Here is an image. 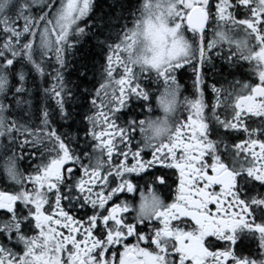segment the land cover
I'll use <instances>...</instances> for the list:
<instances>
[{"label":"snow or ice","instance_id":"6c2138e0","mask_svg":"<svg viewBox=\"0 0 264 264\" xmlns=\"http://www.w3.org/2000/svg\"><path fill=\"white\" fill-rule=\"evenodd\" d=\"M101 7L0 0V264H264V0H142L131 27L96 23ZM225 47L254 81L209 104ZM29 81L52 101L38 125L13 115L30 114ZM153 100L172 118L149 141ZM242 233L257 258L237 254Z\"/></svg>","mask_w":264,"mask_h":264},{"label":"flooded vegetation","instance_id":"af4514ba","mask_svg":"<svg viewBox=\"0 0 264 264\" xmlns=\"http://www.w3.org/2000/svg\"><path fill=\"white\" fill-rule=\"evenodd\" d=\"M212 32L213 30L210 29L209 39L212 38ZM219 51L222 52L223 55L218 56L216 52H213L210 63H206L204 67L205 85L208 89L205 93V97L209 104L215 102L213 98L214 94L212 92L213 87L222 89V95H226L227 92L223 90L231 91L234 87H239L241 84L245 83L251 84L254 81V77L250 74V65L247 61L240 59L238 56L233 57L232 60H228L230 49L227 47L220 49ZM177 76L180 80L181 88L184 90V96L191 99L192 97L190 94L193 92V69L191 67H188L186 70L181 69ZM161 91H163V89H161ZM152 106L154 110L153 113L150 114L152 116L150 118L151 126H146L145 129V137H147L149 141H155L163 137L165 135V128L169 126L172 118L171 116H166L159 107H156L155 100L152 101ZM145 112V109L136 107L133 112L129 114V116L135 115L140 119H144L146 118ZM125 118L126 117H122L121 122ZM157 129H159V134H157ZM146 158H150V156ZM152 171L155 172L156 175H166L169 172L168 169L163 168L154 169ZM166 179H168L170 183L174 177L166 175ZM141 185L143 186V182H141ZM160 187L163 188V186ZM171 194L172 193H169V195ZM135 199L137 201L138 207V192L135 194ZM211 207L214 209V206ZM236 252L238 255L247 257L249 259H255L260 254V250L257 247L256 241L251 239V237H249L246 233H242L240 235L236 245Z\"/></svg>","mask_w":264,"mask_h":264},{"label":"trees","instance_id":"16d2710c","mask_svg":"<svg viewBox=\"0 0 264 264\" xmlns=\"http://www.w3.org/2000/svg\"><path fill=\"white\" fill-rule=\"evenodd\" d=\"M99 3L102 5V7L97 10V16L95 18L96 23L102 20L107 22L110 17L118 16L120 18V24L117 25L118 27L125 23H127V25L131 27L134 16L139 15L138 10L142 3V0H118V4H123L122 12L118 7H111V0H99ZM96 23H94L93 25L94 30L96 28ZM69 61L70 67L66 72V76L70 81L68 84V88L71 92L72 84L76 81V72L73 69L77 66V61L74 60L71 56L69 57ZM44 87H47V78H45ZM29 88L32 89V99L29 101L31 105L30 114H25L24 112H21L13 113V115L17 118H20L22 116L24 119L33 120L34 125H38L41 120V113L45 110L44 105L46 104L47 106L51 107L52 101L51 99L43 101L40 89L38 87H34L32 81H29ZM25 95L27 97L28 94L26 93ZM17 103H19V101H17ZM68 106L75 110V105H73L70 101ZM58 130L61 132L68 131L78 136L83 135L82 131L74 123L71 122L68 124H61Z\"/></svg>","mask_w":264,"mask_h":264}]
</instances>
